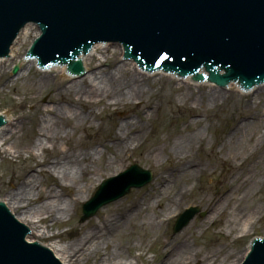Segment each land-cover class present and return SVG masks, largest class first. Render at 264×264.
Wrapping results in <instances>:
<instances>
[{
	"label": "rangeland",
	"instance_id": "rangeland-1",
	"mask_svg": "<svg viewBox=\"0 0 264 264\" xmlns=\"http://www.w3.org/2000/svg\"><path fill=\"white\" fill-rule=\"evenodd\" d=\"M31 42L32 38L24 44L20 56L24 55L23 52L28 49ZM109 54H111L109 60L102 64V68L105 70H112L116 64L115 60L120 55L118 47H112L109 50ZM17 62L15 59L12 62L10 71L7 70L6 74L0 78V111L7 112L12 120L20 118L22 121L23 126L20 137L17 139L18 144L16 146L13 145V147L20 150L21 154L19 158L16 156L10 157L3 152L6 146H2L3 143L0 146V197H4L6 191L11 189L21 172L30 166L37 167L38 162L42 160V153L34 148L37 143L38 122L42 120L40 108L52 106L50 102L55 99L50 95L49 90H33L27 93L26 91L30 89L26 84L27 81L24 79L16 81L18 75L13 74L14 67L18 65ZM95 63H99L97 59L90 63V65L92 64L91 67ZM26 66L19 67V74L23 73L22 76L24 77H27L26 75L29 77L30 75V78L34 77V80L37 79L41 72L35 67L31 68L29 72ZM60 80L61 77L55 78L54 84H60ZM179 84L181 89H179ZM145 86L152 91H150L149 96L147 94L141 100L144 104L156 105V108H145L143 110V114H148L149 118H144L142 113L138 114V109L136 108H127L128 110L123 109L115 112L104 109L101 106L96 108L98 116L94 118L89 116L90 120L87 122L88 125H92V128L89 130L88 135L84 129L80 130L78 134L80 139L76 141V144L84 146L86 141L89 144L91 142L95 143L94 146L104 152V156L101 160L96 155L95 158L99 164L91 165L93 178L88 180L84 186V188L87 189L88 187L89 189L84 194L86 200L75 203L69 215L62 217L61 221L63 224H56L52 228L53 233H61V238L53 240L37 238L48 245L54 242L64 245V242L80 239V233L75 230H86L89 229L91 224L94 225L110 217L120 216L131 204H149L152 202L155 199L154 191L159 182V175L166 174L169 171L166 170V167L171 163L168 161V157H173V154H171L173 144L182 135L188 134L187 126L190 125L189 129L194 128L202 131L204 140L203 146H200L199 143L195 144L187 161L191 160L209 166L206 176L193 178V174H191L189 182L181 181L178 184L179 187L184 185L185 187L182 188L187 193L185 196L182 195V199L178 201V206H180L177 208L173 207L170 211L171 215L159 227L156 229L151 227L141 228L144 215L146 213L148 216L154 215V210L152 209L143 211L140 215H136L132 223L128 222L123 230L113 235L110 239L112 245L103 247L100 254L98 252L97 260L95 256H92L89 261H81L80 264H94L95 261L99 264L103 258L102 256L116 253V246L118 248V258H127L134 264L137 263L136 261H138V264H162L166 261V246H169L171 251L172 247H176V244H173L174 240L176 241L180 236H183L184 232L188 244L192 246L193 250L199 252L197 257L191 259V264H214V262L222 260L227 251L240 253L239 257H242L253 237L264 236V158L259 161L261 154L264 156V90L248 94L247 96L234 91L229 92L215 106L212 104L206 107L200 101H184L179 95L182 93L190 95L192 91L194 96H200L202 92L207 91L210 85L197 87L191 84V90H189L188 85L185 83L157 76L147 79ZM24 95L29 97L27 105L23 104L22 96ZM197 103L199 104L197 105ZM256 104L258 105L257 107L255 106ZM199 105L200 107L201 105L203 106V116L196 118L193 115L197 113ZM128 116H130L129 119H133L139 124H141L139 119L143 120V135L146 137L142 142L136 144L135 149L117 155L118 167L121 166L122 172L132 164H139L141 167L153 172L154 180L145 188L133 190L124 199L103 208L89 221L82 222V205L93 196L96 191L95 187L101 179L109 178L112 174H115V172L112 173L110 169L105 168L106 160L114 158V155H116L110 136L117 129L118 124L127 120L126 117ZM196 119L200 120V122L193 123L196 122ZM189 121L193 122L188 124ZM247 121L254 125L247 129L248 136L244 137V134L240 136L241 133L245 132V123ZM237 130L239 134H235L232 137ZM86 136L88 137L87 140H85ZM250 139L253 140L250 141ZM14 141L13 139L10 143L12 144ZM162 146H165L166 151L169 152L168 157L162 155L159 158L152 154L153 150L160 149ZM222 146L224 147L222 148ZM254 147L256 151L253 150ZM16 152L17 150L14 153ZM216 154H219L222 160ZM33 156L37 157L36 162L31 160ZM23 162H26V165L22 166ZM245 164L250 168V183L247 182L248 177L245 176L247 173ZM255 164H259V166L255 167ZM175 167H177L176 164ZM40 169L41 167L38 166L37 170L39 171ZM236 176L239 178L237 181L234 179ZM40 178L44 186L56 183L54 177L40 176ZM256 182H258V185H255ZM243 186H246V188L249 186L250 189L245 190ZM236 187L240 189L238 192H234L233 201L228 205L224 215L215 224H210L206 220L209 216V212L205 210L207 201L218 195L222 196L227 189L234 190ZM245 191L249 192V197L240 206V209L245 212L243 214L237 210L234 212L233 208L237 200ZM191 207L201 208V213L205 215L203 217L200 216L201 214L197 215L188 226L182 228L181 232L174 233L173 226L177 217ZM261 208L263 210L262 215V211H259ZM256 210L260 212V216L257 215V211L254 219L256 217L258 219L248 227L246 231L247 233L249 232L248 234L239 235L241 232L240 228L233 231L227 229L225 222L233 212L238 218H243ZM164 215L166 214L162 212L159 217L161 218ZM43 228L44 225H41L40 229L42 230ZM205 257H210L209 261L203 262ZM240 260L241 258L237 262L239 263ZM230 261L232 260L228 262ZM237 262L234 264H238Z\"/></svg>",
	"mask_w": 264,
	"mask_h": 264
},
{
	"label": "bare ground",
	"instance_id": "bare-ground-1",
	"mask_svg": "<svg viewBox=\"0 0 264 264\" xmlns=\"http://www.w3.org/2000/svg\"><path fill=\"white\" fill-rule=\"evenodd\" d=\"M38 35L40 33L35 29L33 24L26 26L21 31L11 50L10 57L0 60V78L6 74L7 70L10 71L14 59H19L20 66L27 65L26 67L29 72L32 66L35 67L36 62H26L21 59L20 54L24 44L28 40H31L32 37L38 38ZM111 48L106 45H97L87 55H83L81 57L82 62L86 70L90 69V73L88 76L79 80L66 76L67 68L64 66H56L51 68L50 71H42L35 80L34 77L30 78V75L29 77L28 75H26L27 77L22 76L23 73L17 76L16 81L20 79L27 81L26 84L30 87L28 91H26L27 89L25 90L27 93L33 90H49L50 95L55 98L50 102L52 106L40 108V111H42L40 115L42 120L38 122L36 133L37 143L34 148L42 153V160L36 165L37 167L40 166L41 169L38 171L37 167L30 166L21 172V175L16 178L11 189L7 190L2 198V201H5L8 208L12 209L16 218L20 222H25V224L29 225L31 236L27 239L28 242L33 241V236L35 238L40 237L49 240L61 238V233H53L52 228L56 224H63L61 221L62 217L69 215L72 206L76 202L86 199L84 194L89 189L88 187L87 189L84 188V186L88 180L93 178L91 165L98 163L95 158L96 155L102 160L104 152L95 147V143L91 142L89 144L86 141L84 146H81L80 144L77 145L76 141L80 139L78 137L80 130L84 129L85 133L87 135L89 134L92 125H88L87 121L90 120V117L94 118L98 116L96 108L101 106L104 109L115 112L127 108H136L138 109V113H142L144 118H149L148 114H143V110L145 108L156 107L155 104H144L141 100L147 94L149 96L152 90L145 86L148 75L140 73L136 65L120 62L112 70L102 68L103 62L109 60L111 55L109 54V50ZM96 59L99 63H95L91 67L92 64L90 65V63ZM58 77H61L60 84L55 85L54 79ZM170 77L168 79L175 78L174 76ZM186 82L188 83L189 90H191L190 83L192 80L188 78ZM180 87L181 85L179 84V89H181ZM228 90L235 91L241 95L246 94L236 84L229 85ZM263 90L264 88L261 87L255 90V92ZM226 95H228L227 92L209 86L207 91L202 92L200 96H194L192 91L190 95H184L182 93L179 96L184 101H200L202 105L208 107L212 104L215 106ZM22 97L23 104L27 105L29 97L27 95ZM202 105L201 107L200 105L198 106L197 113L193 115L194 117L203 116ZM255 106L257 107L258 105L256 104ZM4 115L7 116V113H4ZM126 118L127 120L121 121L118 124V129L110 136L116 155H114V158L106 160L105 168L110 169L112 173L121 170L120 166L118 167L117 155L135 149L136 144H139L145 138V135H143V120L139 119V122H141L139 124L133 119H129L130 116ZM191 122L193 121H189L188 124ZM199 122L200 120L196 119V122L193 123ZM8 125L7 128L0 129V146L3 143L2 146H6L3 149L5 154H8L10 157L16 156L19 158L21 152L19 149L13 147V145L16 146L18 144L17 139L20 137L23 126L22 121L20 118L15 120L9 119ZM251 125L254 124L247 121L245 123V132H240V136H243V134L244 137L248 136L247 129ZM189 126H187L188 134L182 135L174 142L171 152L173 157H168L169 152L166 151L165 146H162L160 149H155L152 152V154H155L159 158L162 155H166L168 161L171 162L166 167V170L169 171L158 177L159 182L157 189L154 191L155 199L152 201L153 203L147 205L141 203L131 204L120 216L110 217L94 225L91 224L89 225V229L86 230H75L80 233V239L64 242V245L57 242L47 245L62 263L80 264L81 261H89L92 256L96 258L98 252L100 254L103 247L112 245L110 239L113 235L123 230L128 222L132 223L136 215H140L143 211L152 209L154 210V215L148 216L146 213L142 219L141 228L151 227L152 229H156L171 215L170 211L173 207L177 208L180 206H178V201L182 199V195H186L187 191L182 188L185 187L184 185L179 187L178 184L181 181L189 182L191 180V174H193V178L206 176L209 167L195 161H187L190 157V151L195 144L199 143L200 146H203L204 140V135L201 130L189 129ZM235 134H239V131L237 130L232 137ZM13 139L15 141L11 144L10 142ZM87 139L88 137L86 136L85 140ZM15 150H17L16 153H14ZM253 150H255V147ZM213 152L215 153V151ZM216 155L222 160L219 154ZM215 158L217 157L215 156ZM263 158L264 156L261 154L259 161ZM31 160L36 162L37 157L33 156ZM175 164L177 167H175ZM24 165H26V162L22 163V166ZM257 166L259 164H255V167ZM245 168L247 169L245 176L248 177L247 182L250 183V168L247 165ZM40 176L54 177L58 182L44 186ZM234 179L237 181L239 178L236 176ZM255 185H258V182ZM243 187L245 190L250 189L249 186L247 188L246 186ZM239 189V187L234 188V190L227 189L223 192L222 196L218 195L208 200L205 205V210L209 212V216L206 220L215 222L221 218L226 212L228 205L233 201L234 192H238ZM247 197H249V192L245 191L241 194L233 208L234 212L236 210L242 214L245 212L240 209V206L241 203L243 204L248 199ZM260 210L262 211V208ZM257 211H253L252 214L249 213L247 217L243 218H238L233 212L225 222L227 229L233 231L240 228L241 232L239 235H246L248 227L258 219L257 217L254 219ZM259 211L257 215H259ZM162 212L166 215L160 218L159 216ZM16 213L18 215L20 214V216H17ZM41 225H44L42 230L40 229ZM183 234L176 241L174 240L173 244H176V247H172L171 251L169 250V246H166V261L162 264H191V259L199 255V252L193 250L192 246L188 244L185 232ZM115 250L116 253H113V255L106 254V256H102L103 258L99 264H134L127 258H118L117 246ZM239 256L240 253L227 251L222 257V260L216 262L217 264H234L241 258ZM209 259L210 257H205L203 262H207ZM229 260L232 261L228 262ZM136 262L138 264V261ZM94 264H97V261Z\"/></svg>",
	"mask_w": 264,
	"mask_h": 264
},
{
	"label": "water",
	"instance_id": "water-1",
	"mask_svg": "<svg viewBox=\"0 0 264 264\" xmlns=\"http://www.w3.org/2000/svg\"><path fill=\"white\" fill-rule=\"evenodd\" d=\"M39 1L38 0H0V3L2 2L3 4L5 3L6 5H8V6L0 5V44H2V42L6 40L9 36H12V33L16 30V28L21 22L30 20L32 18L33 11H35V9L37 8L36 4ZM60 2L61 0H54L53 4H59ZM188 2L190 5L195 7L194 9L201 8L202 14H204L205 12L204 8L206 7V0H188ZM216 2H219L217 5L218 15L216 17L219 18L224 17L232 21V16H234V21L236 22V25H239L238 23H240L248 30L245 32L246 35L248 36V38L245 37L246 41H249L250 44L254 45L253 41L255 40V38H258L261 35V32L264 31V20H263L264 0H232V1L228 0L226 1V5H222L221 3L223 1L221 0H218ZM4 8H5V13L3 12ZM41 12L42 14L46 13L45 10H41ZM213 12H214V8L213 6H210L208 8V15L211 16ZM63 13L64 15H66L67 10L64 9ZM60 26L66 27L63 24H61ZM262 35L264 36V33ZM261 43L264 44V41H262ZM0 201L5 203V201H2V199H0ZM10 210L12 211V209ZM30 242L32 243L33 241ZM45 246L47 247V245Z\"/></svg>",
	"mask_w": 264,
	"mask_h": 264
}]
</instances>
